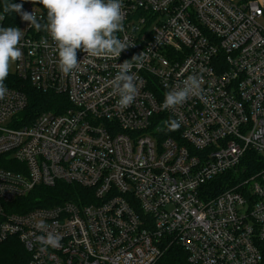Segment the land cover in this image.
Returning <instances> with one entry per match:
<instances>
[{"label": "built area", "instance_id": "2783aa9c", "mask_svg": "<svg viewBox=\"0 0 264 264\" xmlns=\"http://www.w3.org/2000/svg\"><path fill=\"white\" fill-rule=\"evenodd\" d=\"M3 4L0 26L23 32L11 74L68 106L26 124L22 91L7 86L0 100V244L17 239L26 264H155L172 245L190 264H261L264 170L215 195L207 186L236 175L247 152L264 158V0H123L116 35L129 47L118 58L78 49L67 75L50 34L21 15L14 23ZM21 11L46 23L32 2ZM124 60L138 94L121 108L111 81ZM190 75L202 77V95L162 109ZM171 119L178 130H168ZM58 183L85 194L20 206L34 188ZM40 222L60 247L37 240Z\"/></svg>", "mask_w": 264, "mask_h": 264}, {"label": "clouds", "instance_id": "9594fccd", "mask_svg": "<svg viewBox=\"0 0 264 264\" xmlns=\"http://www.w3.org/2000/svg\"><path fill=\"white\" fill-rule=\"evenodd\" d=\"M47 10L46 23H41L32 11L23 12L22 4L4 0V13H20L22 20L29 22L37 31H47L56 44L58 64L64 74H70L78 67L77 50L82 49L90 57H119L130 44L122 41L117 32H123L125 13L123 0H39ZM4 17L0 15V20ZM23 32L17 27L0 26V100L8 94L4 83L9 75L10 65L22 58V50L18 45ZM142 54L134 55L131 60L139 61ZM133 63L124 60L119 71L111 81L115 94L119 95L121 108L130 106L136 99L138 88L135 75L132 73ZM202 77L188 76L182 84L175 85L165 93L162 109H173L182 106L190 97L202 95ZM169 131L178 130L180 123L171 119L166 122ZM35 227L46 232L37 240L45 246L60 247L61 237L47 226L37 223Z\"/></svg>", "mask_w": 264, "mask_h": 264}, {"label": "trees", "instance_id": "16d2710c", "mask_svg": "<svg viewBox=\"0 0 264 264\" xmlns=\"http://www.w3.org/2000/svg\"><path fill=\"white\" fill-rule=\"evenodd\" d=\"M23 6L27 2H32L37 5L47 17V10L39 3V0H9ZM11 19L15 23L19 18L20 13L10 12ZM6 86L16 88L22 91L27 97V107L24 111L29 117L28 124L31 120L41 112H60L59 108H67V100L52 93H43L35 88L31 87L28 82L18 79L15 75L9 72L5 82ZM264 170V158L253 153L247 152L241 161L238 172L235 175L232 172L220 175L209 183L208 190L210 194L215 195L223 190L236 185L238 182L243 181L255 174ZM85 194V190L74 185H68L58 183L53 187H41L34 188L33 191L28 193L23 199L19 201L20 206L24 210H30L38 206H54L67 201L77 202L78 198ZM21 209L18 212H22ZM262 255H264V249H262ZM29 259V255L23 249L22 245L15 238H10L0 244V264H26ZM155 264H190L187 260V255L184 251L176 246L172 245L168 247L163 255L157 260ZM264 264V259L262 263Z\"/></svg>", "mask_w": 264, "mask_h": 264}, {"label": "rangeland", "instance_id": "374dc122", "mask_svg": "<svg viewBox=\"0 0 264 264\" xmlns=\"http://www.w3.org/2000/svg\"><path fill=\"white\" fill-rule=\"evenodd\" d=\"M13 70V63H11L9 72L11 73Z\"/></svg>", "mask_w": 264, "mask_h": 264}, {"label": "water", "instance_id": "95a60500", "mask_svg": "<svg viewBox=\"0 0 264 264\" xmlns=\"http://www.w3.org/2000/svg\"><path fill=\"white\" fill-rule=\"evenodd\" d=\"M163 127V124H161L159 127H158V129H161Z\"/></svg>", "mask_w": 264, "mask_h": 264}]
</instances>
